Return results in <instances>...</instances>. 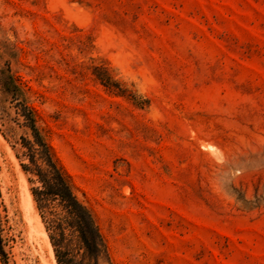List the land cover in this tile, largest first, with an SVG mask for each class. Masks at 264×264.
<instances>
[{
    "label": "rangeland",
    "instance_id": "1",
    "mask_svg": "<svg viewBox=\"0 0 264 264\" xmlns=\"http://www.w3.org/2000/svg\"><path fill=\"white\" fill-rule=\"evenodd\" d=\"M24 103L99 264H264V0H0V264L79 263L22 168Z\"/></svg>",
    "mask_w": 264,
    "mask_h": 264
},
{
    "label": "trees",
    "instance_id": "2",
    "mask_svg": "<svg viewBox=\"0 0 264 264\" xmlns=\"http://www.w3.org/2000/svg\"><path fill=\"white\" fill-rule=\"evenodd\" d=\"M24 127L31 131L32 139L22 138L28 164L23 170L36 177L39 187L32 190L39 211L48 215L52 228L61 237L66 230L73 231L84 249V259L74 264H99L105 252V244L89 209L74 194L70 181L55 161L50 146L36 126L33 112L26 103L20 109ZM60 209V213L55 209ZM0 233V256L6 253ZM58 264H71L57 255Z\"/></svg>",
    "mask_w": 264,
    "mask_h": 264
},
{
    "label": "bare ground",
    "instance_id": "3",
    "mask_svg": "<svg viewBox=\"0 0 264 264\" xmlns=\"http://www.w3.org/2000/svg\"><path fill=\"white\" fill-rule=\"evenodd\" d=\"M0 142H3L1 136H0ZM21 183L24 186V191H25L24 200L27 203V205L30 206L31 211L34 212L35 211L34 200H33L32 195L27 190L28 188H27L26 181L24 179H21ZM33 218L35 220V222H34L35 224L33 223V219H31V220H32V223L34 224V226L30 222V224H31L30 228L32 229V233L34 234V236L36 237V239H38L39 241H41L44 244L43 249L48 250L49 253H50V255H51V257L53 258L54 257V254H53L52 246L50 244V240H49V237H48L46 231L41 226L42 224L40 223L39 215H37V216L34 215ZM49 263H47V264H49ZM53 264H55L54 261H53Z\"/></svg>",
    "mask_w": 264,
    "mask_h": 264
}]
</instances>
